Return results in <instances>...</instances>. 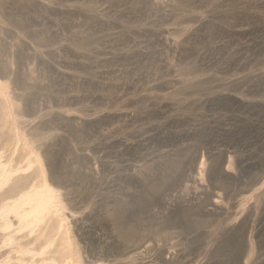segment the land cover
Returning a JSON list of instances; mask_svg holds the SVG:
<instances>
[{
  "label": "rangeland",
  "instance_id": "1",
  "mask_svg": "<svg viewBox=\"0 0 264 264\" xmlns=\"http://www.w3.org/2000/svg\"><path fill=\"white\" fill-rule=\"evenodd\" d=\"M264 264V0H0V264Z\"/></svg>",
  "mask_w": 264,
  "mask_h": 264
},
{
  "label": "bare ground",
  "instance_id": "2",
  "mask_svg": "<svg viewBox=\"0 0 264 264\" xmlns=\"http://www.w3.org/2000/svg\"><path fill=\"white\" fill-rule=\"evenodd\" d=\"M70 260H68V262L66 264H78L72 261V259L69 257Z\"/></svg>",
  "mask_w": 264,
  "mask_h": 264
}]
</instances>
